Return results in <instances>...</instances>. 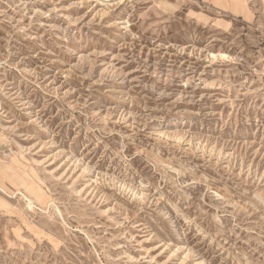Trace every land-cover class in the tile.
<instances>
[{
    "label": "rangeland",
    "instance_id": "rangeland-1",
    "mask_svg": "<svg viewBox=\"0 0 264 264\" xmlns=\"http://www.w3.org/2000/svg\"><path fill=\"white\" fill-rule=\"evenodd\" d=\"M0 264H264V0H0Z\"/></svg>",
    "mask_w": 264,
    "mask_h": 264
}]
</instances>
